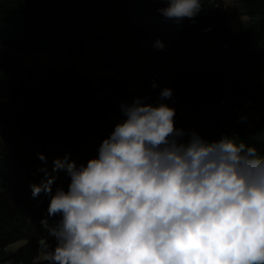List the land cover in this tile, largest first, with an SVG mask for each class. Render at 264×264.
Here are the masks:
<instances>
[{
  "label": "trees",
  "instance_id": "trees-1",
  "mask_svg": "<svg viewBox=\"0 0 264 264\" xmlns=\"http://www.w3.org/2000/svg\"><path fill=\"white\" fill-rule=\"evenodd\" d=\"M202 5L194 20L178 22L157 11L165 6L157 0H0V264H47L37 259L40 242L57 241L43 222L55 226L59 217L48 215L46 193L32 195L45 179L41 169L56 176L53 192L67 190L70 177L53 173L54 162L79 165L98 155L124 118L122 105L138 97L174 107L178 129L208 141L234 135L264 156V0ZM87 40L115 75L92 83L71 63L17 70L7 49L79 55ZM128 72L145 87L128 90ZM165 87L173 94L161 101ZM17 240L24 242L9 248Z\"/></svg>",
  "mask_w": 264,
  "mask_h": 264
},
{
  "label": "clouds",
  "instance_id": "clouds-1",
  "mask_svg": "<svg viewBox=\"0 0 264 264\" xmlns=\"http://www.w3.org/2000/svg\"><path fill=\"white\" fill-rule=\"evenodd\" d=\"M167 19L194 20L202 0H157ZM163 48V42L157 41ZM155 87V84H153ZM165 87L160 100L171 98ZM98 148L32 186L50 197L44 221L57 243L47 264H264V156L256 145L226 134L208 141L177 128L175 108L136 98ZM246 117L241 118L243 122ZM44 160L43 154L39 157Z\"/></svg>",
  "mask_w": 264,
  "mask_h": 264
},
{
  "label": "rangeland",
  "instance_id": "rangeland-1",
  "mask_svg": "<svg viewBox=\"0 0 264 264\" xmlns=\"http://www.w3.org/2000/svg\"><path fill=\"white\" fill-rule=\"evenodd\" d=\"M226 3L235 4L236 0H224ZM243 19H246L243 16ZM162 25L164 26L165 31L169 37L174 35L173 25L163 21ZM5 49L0 45V52ZM8 50L14 52L18 57L17 70H24L33 63L37 62L42 66L49 64H55L58 68L66 64H74L79 73L86 74L92 83H96L99 77H107L110 75H115L116 72L106 63L108 61L107 55L103 54L101 47L92 43L91 41L84 42V50L81 54H69L66 51H47L41 52L36 51L34 53H25L21 51L14 50L11 46L7 47ZM17 70L14 72L16 75ZM130 83L128 85V90L132 92H137L140 89H143L145 86L139 78H134L131 75V72H128ZM0 94L3 95V89L0 88ZM253 116L256 117V114L253 113ZM24 240H17L9 245V248L15 249L17 246L22 244ZM55 246L44 244L40 242L39 245V254L38 260H45V255L48 250L54 249ZM46 261V260H45ZM47 262V261H46Z\"/></svg>",
  "mask_w": 264,
  "mask_h": 264
}]
</instances>
